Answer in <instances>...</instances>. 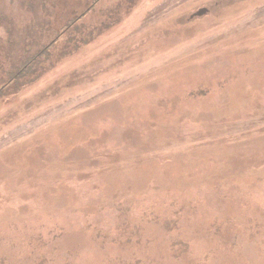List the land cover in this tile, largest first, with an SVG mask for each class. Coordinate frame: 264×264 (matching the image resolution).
Masks as SVG:
<instances>
[{"label":"rangeland","instance_id":"obj_1","mask_svg":"<svg viewBox=\"0 0 264 264\" xmlns=\"http://www.w3.org/2000/svg\"><path fill=\"white\" fill-rule=\"evenodd\" d=\"M90 1L2 0L17 32L0 41V84L53 35L52 11ZM219 1L185 29L192 7L143 0L32 87L4 89L0 264L42 251L27 241L41 224L63 230L51 264H264V0ZM154 10L167 19L139 28ZM119 43L127 61L92 85L55 83L82 62L109 70L93 59Z\"/></svg>","mask_w":264,"mask_h":264},{"label":"trees","instance_id":"obj_2","mask_svg":"<svg viewBox=\"0 0 264 264\" xmlns=\"http://www.w3.org/2000/svg\"><path fill=\"white\" fill-rule=\"evenodd\" d=\"M104 1V4L101 3ZM142 1L143 0H91L83 11H80L73 17L65 19H61L59 11H52V18L46 20L42 27V31H49L53 35L49 37L50 39L47 38L45 41L34 42V47H25L24 50L21 51L22 55L18 58H13L7 66L11 68L9 70V75H7L4 80L3 77L7 72L6 74L3 72L0 84V97L3 95L4 89L8 87H11L10 96L21 93L24 88L32 87V85L43 76L47 75L50 70H57L59 66L64 64V61L86 50L107 32L120 26L125 19L124 17L129 15L134 10V7L142 3ZM174 1H180V6L185 4L192 7L190 10L185 8L186 10L183 11L185 14L182 15V18L187 25L183 26L185 29H188V25L192 24L196 19H201L211 13L213 7L210 6L209 3L213 5L220 3L219 0ZM106 2H109V4H106ZM171 5H173L172 2L170 3V6ZM173 9H175V7H173L172 10ZM159 12V10H154L147 13L138 27L145 28L151 22L164 18L163 14L162 17ZM165 19L167 18L163 20ZM10 22V17L3 8L2 0H0V41H10L17 32V28ZM129 36H132V33ZM129 39H131V37ZM126 41H128V39H126ZM122 46H124V43H119L113 47L117 51L114 50L108 54L107 57L93 59V61L101 59V63H103L107 58H110L111 67L109 70L104 69L103 72L100 73H91L88 65L91 64L92 61L84 64L82 62L69 73H66L69 75L62 73L59 79L55 80V83L58 85V82H61L62 84L59 85L63 86L65 91L67 90L70 92L80 86H82L81 89H84V86L92 85L100 76L112 72L113 67L117 65L116 60H121L120 57H124V61H127L125 59V54L121 51ZM1 52H4V49H1ZM131 55L132 51L129 53V57ZM56 89L52 93L55 97L63 93L62 87H59L60 92L58 94V89ZM45 90L48 91L49 88ZM125 228L126 226H124V229ZM62 234V227H59L58 224H41L34 227L27 241H34L36 243L34 246L42 251L35 253L36 256L34 257H31L27 251L28 255H26V252V256L23 260L12 261L8 264H51L53 256L50 249H54L56 246L54 244L55 241L60 238ZM236 250L238 251L239 257H243L240 248ZM70 255L71 253L69 251L65 258L67 263L71 262L69 261ZM3 262L6 263L8 261L3 260Z\"/></svg>","mask_w":264,"mask_h":264}]
</instances>
